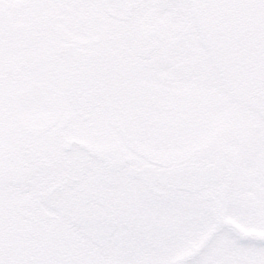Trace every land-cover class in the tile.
Wrapping results in <instances>:
<instances>
[{"label":"rangeland","instance_id":"1","mask_svg":"<svg viewBox=\"0 0 264 264\" xmlns=\"http://www.w3.org/2000/svg\"><path fill=\"white\" fill-rule=\"evenodd\" d=\"M27 15L9 25L3 42L11 65L28 62L38 25L57 19L47 11ZM77 19L91 25L92 34L56 43L94 56L106 82L121 94L123 107L139 119L140 139L120 159L130 161L120 172H108L87 155L65 161L54 203L40 204L29 196L11 199L0 221V264H255L254 257L237 255L233 236H238L229 227L261 238L264 225L224 215L222 209L231 205L242 214L264 217V0H226L207 9L199 47H186L184 61L169 71L162 70V61L153 67L160 54L153 36L160 26L170 33L189 31L188 21L165 24L147 12L139 25L129 26L127 10ZM23 44V52L15 50ZM202 55L208 60L202 62ZM208 72L219 73L225 84L211 83ZM222 92L246 98L242 114L235 109L226 114L218 141L199 137L195 149L189 148L190 129L203 126L209 113L226 103ZM70 141L117 151L87 135L64 141V151ZM192 167L207 170L213 202L204 192L165 185L173 171ZM132 169L159 175L164 185L148 179L155 193L132 177Z\"/></svg>","mask_w":264,"mask_h":264},{"label":"snow or ice","instance_id":"2","mask_svg":"<svg viewBox=\"0 0 264 264\" xmlns=\"http://www.w3.org/2000/svg\"><path fill=\"white\" fill-rule=\"evenodd\" d=\"M226 0H0V221L8 202L29 196L40 204L54 203L59 195L64 162L82 155L79 149L64 151L61 145L69 139L89 136L93 143L107 145L117 151L102 150L90 155L91 163L108 170L119 169V160L129 154L139 141V119L121 104V94L106 82L97 69L92 55L85 57L76 47L61 48L56 43L65 37L86 38L92 27L77 17L95 12L127 10L129 26L139 25L147 12L165 24L171 20L188 21L191 29L170 33L163 26L154 34L160 54L153 67L169 71L181 64L186 47H199L200 26L204 12ZM47 11L57 15L49 24L41 22L33 41V54L28 65L9 64L4 47L9 25L27 20L28 13ZM200 16H193V12ZM201 61L208 60L206 55ZM151 70V69H150ZM14 71L15 75L10 76ZM174 74V73H173ZM190 75H200L192 72ZM208 79L217 86L225 84L219 73L208 72ZM203 126L192 127L188 133L195 149L199 137L217 139L226 114L233 109L242 114L246 98L239 93L228 97ZM99 132L97 137L93 133ZM224 215H234L253 225H264V217L242 214L235 206L222 209ZM211 219V218H210ZM240 257L255 258L264 264V242L233 236ZM237 264H244L238 261Z\"/></svg>","mask_w":264,"mask_h":264},{"label":"flooded vegetation","instance_id":"3","mask_svg":"<svg viewBox=\"0 0 264 264\" xmlns=\"http://www.w3.org/2000/svg\"><path fill=\"white\" fill-rule=\"evenodd\" d=\"M25 45L23 44L20 47H17L18 49H15L17 51H24L25 50ZM20 48H23L20 50ZM19 63H23L25 66L28 65V62L24 61V62H19ZM16 65V64H15ZM13 65V66H15ZM15 72L12 71L10 73V76H14ZM79 144L76 141H70L67 147V151H71L74 148H78L80 150L81 153H85L83 150L80 149V147L78 146ZM86 154V153H85ZM130 165V161L127 162V166ZM126 166V167H127ZM108 172H111L110 170L106 169ZM187 171H192V175L190 177V181L191 183L189 184V187H187V189L181 188L178 183H176L175 181H172L170 184L165 182V185L175 188L176 190L180 191V192H186V193H190V194H199L201 192H204L203 197L205 198V200H207L208 202L211 201L213 202L214 196L208 191L209 187L214 184L212 183V180H210V177L207 173L206 169H200V168H188L186 169ZM135 171V169H132L131 172ZM174 172V171H173ZM134 177V175H132ZM150 177V178H149ZM206 178V179H205ZM148 179H150L152 182L155 183H159L160 185H164L161 182V178L159 175L156 174H152V175H148V173L144 172V180L140 181V182H144L147 185H149V189L151 191H154L155 193H157L156 189L154 188L155 185H150L148 183ZM168 180V178H166ZM205 179V180H203ZM203 180V181H202ZM232 174L229 172L228 173V180H227V184L230 185L232 183ZM223 201L225 202V197L223 198ZM229 230L232 231L235 235H238V231L232 227H229ZM214 234V233H213Z\"/></svg>","mask_w":264,"mask_h":264},{"label":"water","instance_id":"4","mask_svg":"<svg viewBox=\"0 0 264 264\" xmlns=\"http://www.w3.org/2000/svg\"><path fill=\"white\" fill-rule=\"evenodd\" d=\"M79 147L84 150L88 156L90 155H95L96 153H98L99 151H94L82 144L79 145ZM126 162L127 160H125L124 162H119V169L117 170H110L112 172H117V171H121L124 169L125 165H126ZM190 173H183L182 171L181 172H176L175 173V178L177 179V181L179 182L180 185L182 184H185V183H188L189 180H190ZM240 238L242 239H246V240H251L253 239L250 235H240ZM253 240L257 241V242H264V237L262 238H254Z\"/></svg>","mask_w":264,"mask_h":264}]
</instances>
